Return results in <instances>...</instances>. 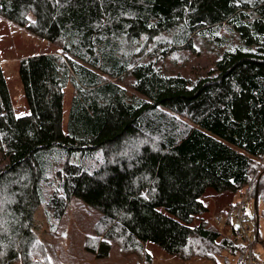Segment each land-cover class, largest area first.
Masks as SVG:
<instances>
[{"label": "trees", "instance_id": "1", "mask_svg": "<svg viewBox=\"0 0 264 264\" xmlns=\"http://www.w3.org/2000/svg\"><path fill=\"white\" fill-rule=\"evenodd\" d=\"M0 18L51 48L18 62L25 115L0 67V264H52L34 216L54 224L74 198L102 215L98 256L115 239L141 264L147 243L241 264L204 200L226 228L245 193L264 218V0H0ZM197 46L212 70L168 73Z\"/></svg>", "mask_w": 264, "mask_h": 264}, {"label": "rangeland", "instance_id": "2", "mask_svg": "<svg viewBox=\"0 0 264 264\" xmlns=\"http://www.w3.org/2000/svg\"><path fill=\"white\" fill-rule=\"evenodd\" d=\"M197 47H199L200 51L202 50L201 54L196 55L185 51L180 53L178 58L174 57L171 61L167 62L166 68L168 73H180L194 78L198 75L203 76L212 70L216 57L211 58L206 48H202V46ZM50 49L44 41L29 35L18 26L0 18V67L9 81L14 108L17 110L18 115H25L29 112L18 73V62L20 59ZM131 80L123 84L129 94L133 93L129 87ZM72 96L73 88L69 85L65 91L64 102L65 130L67 129L66 125ZM7 163L8 158L0 150V169L5 167ZM204 203L208 207V211L205 212L204 217L209 220L210 224L213 223L219 230L231 236L233 232L231 227L237 228L239 225L236 213L232 214L231 225L226 228L224 224L227 221V216L224 214L222 215L225 219L224 223L218 224L214 221L219 205L217 204V208H215V204L210 198H206ZM246 208V213L249 216L247 223L254 234V239L257 230L259 234V241L255 243L254 247L255 252L264 259V218L261 215L263 204L261 203L259 206V218H256V220H254L255 210L253 201L248 202ZM34 219V231L46 246L52 264H141L140 256L123 253L118 240L115 239L113 241L108 240L107 243L102 244L104 248L102 256L90 252L89 248H91V244L97 245L98 242L106 237L104 234L99 236L97 232V229L100 230L102 215L96 209L85 205L77 198L68 201L64 213L56 221L52 219L54 224L49 222L43 208H39L36 211ZM144 249L150 253L153 264H213L202 258H195L189 261L181 260L179 257L165 252L160 246L155 244L147 243ZM224 257L223 260H220V264H225L226 259L228 264H237L238 256L225 254Z\"/></svg>", "mask_w": 264, "mask_h": 264}, {"label": "built area", "instance_id": "3", "mask_svg": "<svg viewBox=\"0 0 264 264\" xmlns=\"http://www.w3.org/2000/svg\"><path fill=\"white\" fill-rule=\"evenodd\" d=\"M246 193L243 196L238 208L234 211L238 218L239 225L233 229L230 239L236 241L244 248V255L241 264H264V259L255 252L254 234L248 225V217L245 215ZM216 223H224L225 219L221 215L215 217Z\"/></svg>", "mask_w": 264, "mask_h": 264}, {"label": "water", "instance_id": "4", "mask_svg": "<svg viewBox=\"0 0 264 264\" xmlns=\"http://www.w3.org/2000/svg\"><path fill=\"white\" fill-rule=\"evenodd\" d=\"M257 194H258V190H257ZM257 202V200L255 201V203Z\"/></svg>", "mask_w": 264, "mask_h": 264}, {"label": "bare ground", "instance_id": "5", "mask_svg": "<svg viewBox=\"0 0 264 264\" xmlns=\"http://www.w3.org/2000/svg\"><path fill=\"white\" fill-rule=\"evenodd\" d=\"M257 254V253H256Z\"/></svg>", "mask_w": 264, "mask_h": 264}]
</instances>
